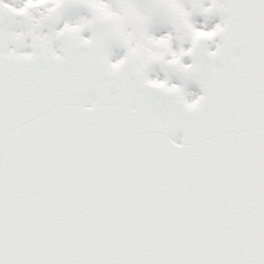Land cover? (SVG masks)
<instances>
[{"label":"snow or ice","instance_id":"snow-or-ice-1","mask_svg":"<svg viewBox=\"0 0 264 264\" xmlns=\"http://www.w3.org/2000/svg\"><path fill=\"white\" fill-rule=\"evenodd\" d=\"M0 264H264V0H0Z\"/></svg>","mask_w":264,"mask_h":264},{"label":"rangeland","instance_id":"rangeland-1","mask_svg":"<svg viewBox=\"0 0 264 264\" xmlns=\"http://www.w3.org/2000/svg\"><path fill=\"white\" fill-rule=\"evenodd\" d=\"M196 19H197V21H201V20L204 19V17H202V16H197ZM216 22H218V17H213V18L209 19L208 26L211 27V26H213L214 23H216ZM212 47H214V44H213ZM191 90H192L193 92H199V90H198V88H197L196 85H192V86H191Z\"/></svg>","mask_w":264,"mask_h":264},{"label":"clouds","instance_id":"clouds-1","mask_svg":"<svg viewBox=\"0 0 264 264\" xmlns=\"http://www.w3.org/2000/svg\"><path fill=\"white\" fill-rule=\"evenodd\" d=\"M202 24H208L209 20L205 21V19L200 21ZM215 24V23H214ZM198 102H199V97L198 96H193V98L191 100H189V106L195 108L196 106H198Z\"/></svg>","mask_w":264,"mask_h":264}]
</instances>
